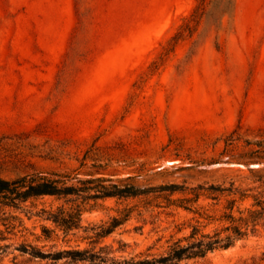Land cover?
<instances>
[{
	"label": "rangeland",
	"instance_id": "374dc122",
	"mask_svg": "<svg viewBox=\"0 0 264 264\" xmlns=\"http://www.w3.org/2000/svg\"><path fill=\"white\" fill-rule=\"evenodd\" d=\"M198 5L0 0V177H130L143 194L90 201L81 215L82 229L112 225L96 248L110 246L118 260L158 257L188 233L192 214L169 205L159 186L264 189V0H206L194 18ZM67 198L21 203L26 229L16 242L91 247L82 237L93 233L73 230L65 242L46 219ZM43 227L58 238L45 239ZM13 263L51 261L14 251L0 262ZM179 264H264V220L230 247Z\"/></svg>",
	"mask_w": 264,
	"mask_h": 264
},
{
	"label": "trees",
	"instance_id": "16d2710c",
	"mask_svg": "<svg viewBox=\"0 0 264 264\" xmlns=\"http://www.w3.org/2000/svg\"><path fill=\"white\" fill-rule=\"evenodd\" d=\"M205 3L206 0H199L194 18L202 15ZM129 178L112 183L111 179H83L78 174L69 173H51L49 176L24 175L15 179L0 177V262L6 255L17 251L19 255L28 256V261L50 260L51 264H57L63 259L89 264H179L182 260L202 258L214 250L230 247L237 240L253 234L264 220V189L250 193L251 189H243L234 183L227 188L214 184H199L193 187L178 184L159 186L158 191L168 192L165 199L169 205L192 214L183 223L189 229L188 233L171 242L167 251L158 257L118 260L111 256L110 246L96 248L100 243L99 239L111 232L112 225H102L97 232H93L90 227L82 229L81 215L92 206L90 201L112 196H136L146 191L126 181ZM174 193H180L182 196L172 198ZM39 196L68 197L67 205L47 211L46 219L61 231L65 242L70 240L67 239L68 236L76 235V231L80 229L93 233L82 237L88 239L91 247L68 246L59 250H42L25 239L16 242V229L26 228L22 226L15 211L21 203ZM247 198H251L253 202L249 207L241 208L239 203ZM201 199H209L211 202L201 204ZM210 225L214 228L206 231ZM41 235L45 239L58 238V233L45 227L41 229Z\"/></svg>",
	"mask_w": 264,
	"mask_h": 264
}]
</instances>
